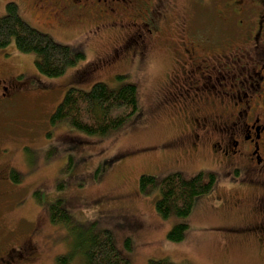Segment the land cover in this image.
Segmentation results:
<instances>
[{
  "label": "rangeland",
  "instance_id": "1",
  "mask_svg": "<svg viewBox=\"0 0 264 264\" xmlns=\"http://www.w3.org/2000/svg\"><path fill=\"white\" fill-rule=\"evenodd\" d=\"M11 1L17 3L22 18L31 26L50 35L57 44L86 57L64 76L53 79L38 73L34 54L20 53L14 43L0 49V77H13L19 72L29 78L37 77L32 82L37 91L16 105L3 121L0 118V124L9 122L8 144L27 146L23 176L37 172L23 183L26 188L23 194L26 192L28 198L30 191H38L39 207L36 211L31 206L26 209L46 223L37 239L55 234L52 248L41 256L38 264H63L59 258L66 259L67 264H84L82 252L87 239L103 231L112 233L117 247L132 264L162 259L173 264H264V243L251 238L239 239L231 230L216 228L243 225L249 219L248 200L235 207L234 199H242V193L236 188L227 191L229 180L221 172H216L212 192L198 198L187 217L162 218L155 207L160 192L157 189L147 194L140 191L142 175L156 177L157 183H161L172 173L192 178L202 172L203 165L212 167L184 153L185 146L181 144L163 154L152 150V146L175 141L180 131L177 107L165 105L164 80L155 81L165 66L152 65L150 61L139 69L102 66L101 60L115 45L106 33L87 40L91 45H84L82 38L71 42L62 32L73 35L75 28L49 30L47 16L28 0H0V18L6 14V5ZM204 4L207 12H216L212 0H205ZM173 6L171 0H165L159 7L155 29H161V18ZM197 7H201L198 1L190 6ZM184 10L179 4L174 12L178 21ZM5 59L15 60L16 66L11 62L5 65ZM99 82L111 89L126 83L136 85L141 111L144 109L139 121L134 124L137 114L121 130L106 137H88L71 127L68 120L52 126L51 116L71 87L89 92ZM59 200L72 217L69 227L55 225L50 220L49 206ZM11 222L5 219L8 225ZM177 224H186L189 229L184 241L174 243L168 234ZM33 229L29 225L27 233Z\"/></svg>",
  "mask_w": 264,
  "mask_h": 264
},
{
  "label": "flooded vegetation",
  "instance_id": "2",
  "mask_svg": "<svg viewBox=\"0 0 264 264\" xmlns=\"http://www.w3.org/2000/svg\"><path fill=\"white\" fill-rule=\"evenodd\" d=\"M28 1L47 16L49 30L75 28L73 35L62 32L71 42L82 38L91 45L87 40L104 33L112 38L115 45L102 66L139 69L147 61L165 66L155 81L164 80L165 105L177 107L180 131L175 141L152 150L163 154L181 144L184 153L212 165H203V172L226 176L227 191L242 193L235 207L248 200L249 219L216 228L264 243V0H212L216 12H207L205 0H171L174 6L161 18V29L154 23L165 0ZM195 1L200 8H190ZM179 4L185 10L178 21L173 14ZM35 77L21 72L0 77L2 121L37 91ZM0 126V264H38L55 234L37 239L46 223L26 209L37 210L38 191H30L29 198L23 194L24 181L37 172L23 176L27 146L8 144L9 122ZM29 225L34 229L27 233Z\"/></svg>",
  "mask_w": 264,
  "mask_h": 264
},
{
  "label": "trees",
  "instance_id": "3",
  "mask_svg": "<svg viewBox=\"0 0 264 264\" xmlns=\"http://www.w3.org/2000/svg\"><path fill=\"white\" fill-rule=\"evenodd\" d=\"M14 43L22 54L35 55V67L39 74L48 78H60L69 68L76 66L86 57L74 53L70 47L57 44L50 35L43 34L26 22L15 2L6 5V14L0 18V49ZM138 114H144L139 102L138 87L126 83L111 89L104 83H96L89 92L71 87L51 116L52 126L68 120L71 127L88 137H106L121 130L127 121ZM95 141L94 139H87ZM216 176L204 172L186 178L176 172L168 175L161 183L156 177L142 175L139 181L143 194L157 189L160 198L156 201V211L165 219L171 216L187 217L192 212L195 201L212 192ZM49 217L53 224L69 227L72 223L70 212L63 201L49 206ZM189 226L177 224L168 234L174 243L184 241ZM84 264H132L129 257L121 253L111 232L103 231L87 239L83 249ZM59 263L67 264L64 258ZM149 264H173L167 259L152 260Z\"/></svg>",
  "mask_w": 264,
  "mask_h": 264
}]
</instances>
